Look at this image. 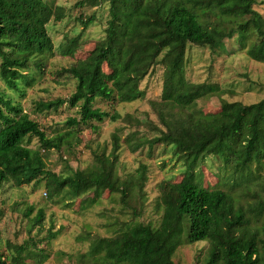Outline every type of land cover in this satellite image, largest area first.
Listing matches in <instances>:
<instances>
[{"label":"trees","instance_id":"16d2710c","mask_svg":"<svg viewBox=\"0 0 264 264\" xmlns=\"http://www.w3.org/2000/svg\"><path fill=\"white\" fill-rule=\"evenodd\" d=\"M105 1L109 18L104 36L85 57L56 72L74 79L75 91L36 102L38 112L59 111L64 105L78 108L80 117H68L67 131L48 136L18 97L45 74L55 51L49 25L61 22L66 11L56 0H0V80L5 85H0V186L12 182L37 187L44 182L49 198L59 196L63 202L92 192L89 206L106 191L119 196L133 217L106 224L114 228L112 235H79L90 246L75 256L77 264H175L180 246L199 241L209 243L204 264H264V98L250 104L223 99L219 111L206 113L199 101L225 90L219 83L187 76L190 44L225 51V39L234 36L251 59L264 63V14L256 0H81L78 5L97 7ZM94 21V15L81 19L83 29ZM82 38V32L68 37L61 54L73 57ZM160 67L162 93L151 100L158 123L130 114L125 118L155 131L150 138L140 130L130 133L126 143L132 152L148 147L151 155L158 145L171 147L186 167L180 181L159 184L155 204L162 215L154 224L137 219L147 200L148 166L141 164L126 179L118 174L123 147L118 131L112 135L111 152H95L87 168H73L65 160L64 171L56 173L47 160L53 151L75 149L73 137L81 131L76 127L89 124L97 130L94 121L121 117L95 106L97 101L145 99L142 82ZM33 137L37 147L31 146ZM209 159L219 170L214 186L204 181ZM130 203L136 205L128 207ZM65 206L70 207L68 202ZM33 212L29 206L26 215ZM44 220L41 208L30 231ZM57 234L51 231L48 238ZM50 257L34 237L0 243V264H45Z\"/></svg>","mask_w":264,"mask_h":264},{"label":"rangeland","instance_id":"374dc122","mask_svg":"<svg viewBox=\"0 0 264 264\" xmlns=\"http://www.w3.org/2000/svg\"><path fill=\"white\" fill-rule=\"evenodd\" d=\"M81 0H56L64 7L66 17L61 22L52 21L49 25L50 34L55 44L54 55L47 63L45 74L36 80L33 87L27 89L24 97H18L25 112L36 119L45 129L48 136L67 131L70 127L67 119L70 116L80 115L78 108L68 105L59 111H36V102L50 100L56 97H68L75 91V81L72 78L56 75V72L68 67L75 60L85 57L95 46V43L105 34L109 18V5L105 1L97 7L83 6ZM256 8L264 14V0H256ZM95 16V21L87 29H83L81 19ZM81 16V18H79ZM79 32L83 33L80 47L73 57L63 56L61 46L68 37ZM254 35V34H253ZM253 38L257 39V35ZM227 50L213 51L209 47L190 44L187 52V76L195 82L219 83L225 92L222 95H212L199 101L198 105L204 112H217L223 99L242 101L250 104L264 98V63L251 59L247 49L241 48L237 36L225 39ZM0 85H5L0 80ZM163 86V69L158 68L142 82V88L147 92L143 100L129 103L112 104L97 101L95 106L110 113L118 112L121 117L112 121L106 118L103 122H96L97 130L82 124L73 137L75 149L70 153L53 151L47 160L48 167L56 173L64 171L67 162L73 168H87L94 163L95 152L106 149L109 154L112 150V135L118 131L122 137V149L118 162V174L124 179L136 173L141 164L148 166V181L145 185L146 203L143 214L137 219L144 222L158 224L162 211L156 208V198L160 193L159 184L163 181L177 182L183 178L185 165L183 160L172 151L171 147L158 145L151 155L148 147L132 152L126 143L130 133L140 130L141 134L153 137L155 131L147 126L125 120L130 114L138 120L157 122V114L152 108L151 100L159 99ZM10 90H8L9 92ZM39 141L32 139L31 146L37 147ZM67 162H66V161ZM204 181L214 186L219 183L217 163L209 159L204 166ZM45 183L37 187L15 186L12 182H5L0 186V243L12 240L23 242L31 237L37 239L41 247H47L51 252L50 259L45 264H77L76 255L86 252L90 240L80 241L79 235L86 236L88 231L93 236L112 235V227L105 226L111 222H122L133 216L129 208H125L119 201L118 195L106 191L104 196L94 205L89 206L93 193L66 198L65 202L57 196L49 198ZM68 202L70 207H66ZM136 204L130 203V206ZM29 206H34L31 217L26 215ZM89 206L88 208H85ZM44 209L45 220L42 226L32 228L33 218L39 209ZM126 212V213H125ZM57 232V236L49 239L50 232ZM2 250L4 247L2 246ZM209 251L207 241L180 246L174 257L175 264H204Z\"/></svg>","mask_w":264,"mask_h":264}]
</instances>
